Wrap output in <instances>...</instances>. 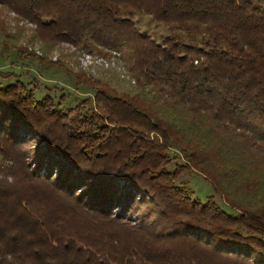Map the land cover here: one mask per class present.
Segmentation results:
<instances>
[{
  "label": "trees",
  "instance_id": "obj_1",
  "mask_svg": "<svg viewBox=\"0 0 264 264\" xmlns=\"http://www.w3.org/2000/svg\"><path fill=\"white\" fill-rule=\"evenodd\" d=\"M0 6L35 25L43 44L120 52L141 88L97 90L92 104L82 99L61 108L49 95L37 99L32 83L0 85L6 163L0 264H264V205H236L225 192L226 181L241 174L244 195L264 190L263 5L0 0ZM137 15L168 34L157 42L142 33ZM0 31L7 44L16 40L2 21ZM12 46L18 56L33 55ZM11 75L0 71L1 79ZM172 147L185 162L171 171ZM237 149L242 167L227 156ZM189 169L240 214L211 196L193 199L177 182Z\"/></svg>",
  "mask_w": 264,
  "mask_h": 264
},
{
  "label": "rangeland",
  "instance_id": "obj_2",
  "mask_svg": "<svg viewBox=\"0 0 264 264\" xmlns=\"http://www.w3.org/2000/svg\"><path fill=\"white\" fill-rule=\"evenodd\" d=\"M257 2L264 6V0H257ZM1 21L16 37V40H11L7 44L4 32L0 31V71L12 74L7 79L0 78L1 86L15 81L32 83L29 87L37 99L49 95L55 102H60L61 108L72 107L82 99H91L90 104H92L97 90L110 95L140 92L141 88L136 84L134 75L129 72L126 59L120 52L95 45L89 48H78L65 42L54 46L43 44L36 34L35 25L0 6ZM135 23L142 33L151 36L157 42H161L168 34L163 26L154 23L148 17L137 15ZM12 44L25 50V53L33 55L18 56ZM47 62L52 64L48 65ZM168 154L171 158L168 170L172 171L173 165L185 162L182 154L175 147H172ZM227 156L237 157V163H241V167L244 166V152L238 149L237 152L231 150V155L227 154ZM221 158L223 161L226 160L224 154L220 156ZM218 163L219 161L215 166ZM220 163L222 164V160ZM3 164L6 163L0 155V166ZM240 166L238 165V168ZM177 182L185 184L193 194V199L204 202L208 196H211L226 212L240 214V211L228 203L221 194L214 192L211 183L202 174L189 169L180 173ZM226 182L228 185L225 192L229 193V200L234 204L250 205L252 208L259 203L264 205V190L258 192L256 197H249V192L244 195V174H241L238 179L231 178ZM247 184L249 181L245 182V186ZM136 214L130 216L129 220L132 224L137 222Z\"/></svg>",
  "mask_w": 264,
  "mask_h": 264
}]
</instances>
